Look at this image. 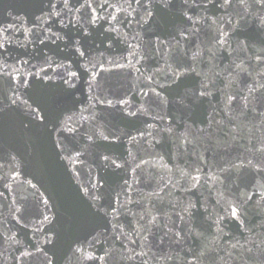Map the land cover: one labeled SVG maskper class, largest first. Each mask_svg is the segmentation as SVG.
Returning <instances> with one entry per match:
<instances>
[{
  "label": "water",
  "instance_id": "1",
  "mask_svg": "<svg viewBox=\"0 0 264 264\" xmlns=\"http://www.w3.org/2000/svg\"><path fill=\"white\" fill-rule=\"evenodd\" d=\"M89 2L95 13L0 0V264H264V12L141 0L149 17L135 0ZM185 54L195 73L177 69ZM177 85L197 93L191 105ZM209 125L214 146L184 143ZM230 202L248 211L236 220Z\"/></svg>",
  "mask_w": 264,
  "mask_h": 264
},
{
  "label": "snow or ice",
  "instance_id": "2",
  "mask_svg": "<svg viewBox=\"0 0 264 264\" xmlns=\"http://www.w3.org/2000/svg\"><path fill=\"white\" fill-rule=\"evenodd\" d=\"M135 2L137 3V5H139L140 7L145 9L146 14L149 17H151L153 15L151 9L147 8L146 5H144V4H141V0H135ZM149 2H150V0H149ZM185 2H187V0H185ZM239 2H240L241 5H244L246 8L249 6L248 5V0H239ZM209 3H212V0H209ZM231 4H232V0H223V4L221 5V7L227 8V7H230ZM107 6H108L107 0H104V3L97 5V7L100 8V9H103V8H105ZM129 6H131V5H129ZM167 6H168V4H167V2L165 0L164 7H167ZM252 6L257 8L260 12H264V0H252ZM50 7L54 9L56 6L55 5H50ZM63 7H64V9H67L68 13H71L74 10L75 11H80L81 8H92L93 13H95V11H96V8L92 7V4H91V2H89V0H85V2L80 5V8H75V9H74V7L72 5H70V0H63ZM119 10L123 11L122 8L119 9ZM55 14L57 16H60V12H56ZM251 14L252 13H250V12H246V15H251ZM95 19H97V17L96 16H92L90 18V21L92 23H94ZM113 19H115V17H113ZM188 19L191 20V17H188ZM241 19H244V17L242 16ZM257 19L260 20L261 27L264 28V15L257 16ZM229 22L231 23V21H229ZM213 23H215V21H213ZM197 31H198V29H197ZM224 35H226V34H224ZM85 36H87V33H85ZM61 38L62 37H60L56 32H51L50 36L48 37V39L51 40L52 42H55L56 40H59ZM214 39H217V41L219 43H224V41L221 38H219V37L214 38ZM41 43H44V41L41 40ZM68 43L73 44V46L75 47L76 45L80 44V41L79 40L73 41L71 39V37H69L68 38ZM261 43H264V40H262ZM66 47H67V44H66ZM241 47L243 48V45H241ZM0 49H3V51H0V57H3L4 56V52L7 51V49L5 48L3 43H0ZM75 51L79 52L81 57L85 56V52L82 51L79 47H75ZM261 51H262V53H264V49H262ZM199 56H200V53L198 51L194 52L193 55L191 56V60L195 62ZM186 58H187L186 54L184 56L177 57V60H176L177 69L183 67L187 71L195 73L196 69L194 67L189 66L187 63H185ZM256 59L260 60L261 56L258 55L256 57ZM25 63H27V61H25ZM8 67H11V66L7 65V63L5 62L4 68L6 69ZM61 67H63V65H61ZM235 67L237 69H240L241 71L245 70L243 68V66H242V63L241 64H236ZM2 74H5V73L0 72V75H2ZM8 74L10 75V73H8ZM198 74L199 73H197V75ZM179 75H181V73L174 72L172 74V76H170L168 78L172 79L173 83H175L176 79H178ZM76 76H77L76 72L68 71L66 75L62 76V79H63V82L65 84H68L70 87H75L74 78H76ZM69 77H72L73 80H69ZM20 84L21 85H26V82L23 80V78L20 79ZM161 87H165V85H161ZM169 90H170V94L171 93L175 94V97L177 98V102L179 104L185 105V106L191 105L193 103V98L197 96L196 92H193L191 96L187 95L186 93L185 94H181V92L179 91V85H177L176 88H171V86H169ZM250 91H255V89H250ZM208 95H210V93L207 90V86L206 85L202 86V90H199L198 96L199 97H206ZM157 96H159V93H157ZM232 99H234V97ZM15 103H16V101L13 100L12 104H15ZM108 103L111 104V101H109ZM131 115H136V113H131ZM212 123L216 124L217 127L219 128L220 122L213 120ZM195 124H196V120L192 119L191 125L194 126ZM192 126H189L185 130V132L182 134L183 135V139H184V143L192 144L193 140H195L197 143H203V144H206L209 147H212V146H214L213 145L214 139L216 141H219L220 136H218L217 133L212 130L211 125H209L208 129L193 128ZM69 131H71V129H69ZM168 131H171V129H168ZM221 135L226 137L227 135H229V133L224 132L223 130H221ZM190 136L192 137V139H189ZM90 139H91V137H90ZM104 139H107V137L105 136ZM233 139H234V137H233ZM257 151H264V148L258 149ZM105 159H107V157H105ZM248 163L252 164V161L250 160V161H248ZM118 167H119V165H118ZM232 167H236V165H233ZM230 171H231V169H229V168H222L221 169V172L225 173V175H224L223 181H220V182L223 183L225 187H227V183H225V182L229 181V176L227 175V173H229ZM185 175H187V174H185ZM251 199H252L251 197H247L246 200L243 203H247ZM233 203H235V206H232ZM243 203L230 202L229 207H230L231 216L234 219H236V220H239L241 215L248 211V209L243 207ZM113 211H115V209H113ZM45 219H47V217H45ZM241 223H243V221H241ZM262 227H264V225H262ZM261 243H264V241H261ZM232 247L236 248V245L233 244ZM241 247H243V246H241ZM249 251H250V249H249Z\"/></svg>",
  "mask_w": 264,
  "mask_h": 264
}]
</instances>
